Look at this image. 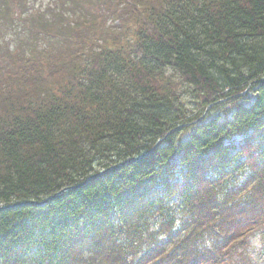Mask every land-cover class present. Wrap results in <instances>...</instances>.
Listing matches in <instances>:
<instances>
[{
    "label": "trees",
    "instance_id": "obj_1",
    "mask_svg": "<svg viewBox=\"0 0 264 264\" xmlns=\"http://www.w3.org/2000/svg\"><path fill=\"white\" fill-rule=\"evenodd\" d=\"M28 2L0 0V26ZM38 9L25 42L0 43V264H249L248 235L264 244V0Z\"/></svg>",
    "mask_w": 264,
    "mask_h": 264
},
{
    "label": "rangeland",
    "instance_id": "obj_2",
    "mask_svg": "<svg viewBox=\"0 0 264 264\" xmlns=\"http://www.w3.org/2000/svg\"><path fill=\"white\" fill-rule=\"evenodd\" d=\"M54 1L55 0H29V2L26 4L28 6L27 9L29 10L26 14H24V16H26L27 19L22 20V22L21 19L18 20L13 24L14 27H11L9 29H5L6 27L0 26V28L2 29V31H0V43L5 44L4 48L7 46H11V48H14L16 44L17 45L20 44L21 40L25 42L26 41V37H24L26 35L25 31L28 26L30 27L32 21L34 20L29 16L32 13V10L38 8L45 10L48 7H50V5H52ZM113 25L114 26L118 25V21L110 20L108 22V26H113ZM169 74L179 79L178 74L173 70H170ZM181 93L184 103L186 104V107L189 109H193V103L190 98L191 91L189 87L183 86ZM232 144L238 150V147L241 144V138L235 137ZM176 161L178 162V159ZM209 174H213V172H210ZM239 178H241V176H239ZM173 181L174 182L179 181L183 183V178L181 176V168L178 169V172L176 173V178ZM162 186L163 185H160V187ZM178 205H179V196L175 195L170 201V210L172 212L171 216L176 218L177 229L181 227L180 224L182 222V218L184 217V213L181 211ZM157 217L158 216H156V218ZM156 218L155 220L151 221L152 226L155 229L158 226L159 220H161V218H157V219ZM247 239L249 240V247H247L246 253L249 260V264H264V244L261 237V233H259V231H254L253 233L248 235ZM209 246H210L209 242L203 245V247H209ZM237 246L239 248V243L237 244ZM239 250H241V248L238 249V252ZM239 257L240 256L237 255L235 259H239Z\"/></svg>",
    "mask_w": 264,
    "mask_h": 264
}]
</instances>
